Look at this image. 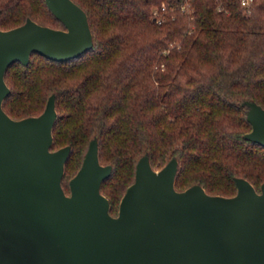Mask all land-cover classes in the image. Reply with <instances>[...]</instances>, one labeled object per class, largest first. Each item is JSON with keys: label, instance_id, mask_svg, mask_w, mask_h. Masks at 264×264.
Masks as SVG:
<instances>
[{"label": "trees", "instance_id": "1", "mask_svg": "<svg viewBox=\"0 0 264 264\" xmlns=\"http://www.w3.org/2000/svg\"><path fill=\"white\" fill-rule=\"evenodd\" d=\"M88 15L92 46L57 61L34 52L12 63L2 108L12 118L36 116L55 95L52 146L70 145L61 184L80 167L89 140L98 142L111 174L100 186L116 214L135 165L178 160L174 187L200 184L233 195L235 177L259 191L264 146L243 137L252 100L264 108V0H74ZM166 5L157 23L152 8ZM220 6V10H218ZM190 9L192 11L190 12ZM27 18L62 22L45 0H0V29Z\"/></svg>", "mask_w": 264, "mask_h": 264}, {"label": "water", "instance_id": "2", "mask_svg": "<svg viewBox=\"0 0 264 264\" xmlns=\"http://www.w3.org/2000/svg\"><path fill=\"white\" fill-rule=\"evenodd\" d=\"M45 1L63 28L27 18L0 29V264H264V181L258 191L235 177L237 191L228 196L198 183L177 190L178 160L153 168L142 155L112 215L100 189L112 167L100 162L92 138L66 193L71 146L51 149L55 95L36 116L14 119L2 108L12 63L26 64L34 52L66 61L92 46L82 7ZM241 104L251 124L243 137L264 146V108Z\"/></svg>", "mask_w": 264, "mask_h": 264}, {"label": "built area", "instance_id": "3", "mask_svg": "<svg viewBox=\"0 0 264 264\" xmlns=\"http://www.w3.org/2000/svg\"><path fill=\"white\" fill-rule=\"evenodd\" d=\"M252 0H240V3L242 6H249ZM189 6V0H181L180 2V8L181 10H186ZM218 10H220V6H218L217 8ZM167 11V6L162 4L160 5V7H154L152 8L151 13L153 14V18L155 19V21L157 23H160L163 20V14L166 13ZM192 11V9H190V12Z\"/></svg>", "mask_w": 264, "mask_h": 264}, {"label": "rangeland", "instance_id": "4", "mask_svg": "<svg viewBox=\"0 0 264 264\" xmlns=\"http://www.w3.org/2000/svg\"><path fill=\"white\" fill-rule=\"evenodd\" d=\"M71 178V177H70ZM69 182V181H68ZM121 198V197H120ZM120 200V199H119ZM119 203V202H118ZM118 212V211H117ZM117 214V213H116ZM116 214H114V215H116Z\"/></svg>", "mask_w": 264, "mask_h": 264}]
</instances>
